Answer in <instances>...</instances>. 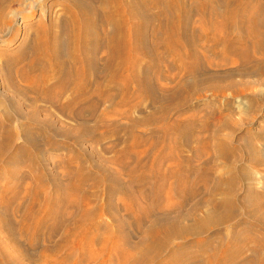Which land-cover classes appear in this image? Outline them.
<instances>
[{
    "label": "bare ground",
    "instance_id": "1",
    "mask_svg": "<svg viewBox=\"0 0 264 264\" xmlns=\"http://www.w3.org/2000/svg\"><path fill=\"white\" fill-rule=\"evenodd\" d=\"M13 1L17 8H9L0 0V31L12 27L11 40L19 31L16 24L20 20L15 23V19L23 12L22 4H30L31 10L19 15L26 24L24 44L14 54L2 56L5 64L0 65V73L9 84L18 80V86L13 85L20 94L28 97L32 93V111L22 112L23 123L12 129L4 122L12 121V113L0 102V117L4 120L0 122V157L11 139L21 135L23 143L9 154L7 162L19 158L29 171L11 169L14 162L0 175L10 183L16 176L28 178L30 184L24 195L16 190L18 185L13 191L11 187L9 191L0 190V231H6L10 245L0 241V264H29L21 262L17 253L32 264H264V191L245 185L241 213L246 215L232 225L239 206L230 192L236 180L249 182V172L243 166L240 177L216 175L212 180L211 168L198 170L202 163L191 164L180 148H188L195 159L210 158L215 152L224 158L223 163L234 165L230 161L233 154L227 149L230 143L221 133L225 125L232 123L231 116L215 117L219 128L212 136L213 142L200 134L210 128V109L203 110L205 118L195 108L184 117H173L175 110L196 107L193 99L206 98L205 91L217 97L231 89L233 97H239L244 81H237V76L264 75V0ZM163 59H170L173 65L170 86L158 82ZM226 59L231 65L224 71ZM157 87V92L163 90L161 103H154ZM143 96L152 97L156 105L133 118L131 109L142 107ZM101 99L114 105L115 113L122 111L117 106H128L123 110L129 120L128 129L151 125L147 126L150 130L146 137L130 133V141H125L123 149L110 160L121 167L124 177L107 171L93 159L92 151L86 153L83 148L84 142L95 135L96 130L92 134L89 131L90 122L95 128L107 120L105 112L109 108L100 115L96 113ZM37 100L56 106L78 121L73 132L60 130L72 142L53 140L56 131H47L52 129V114L46 115V123L38 121ZM14 106L20 105L14 102ZM118 124L114 125L119 130L125 129ZM114 125L111 130H116ZM101 126L100 130L107 127ZM115 134L111 137L116 140ZM255 136L263 143L264 129ZM42 144L70 153L62 176L64 183L49 176L51 193L44 188L48 172L41 158L45 150ZM260 149L257 147L256 156L249 158L250 163L263 162ZM131 150L136 153L130 159ZM73 159L75 167L70 164ZM87 160L91 165H86ZM99 182H109L107 199L102 201L85 188L86 184L95 187ZM201 191L204 198L191 199ZM116 192L125 199L114 203L111 198ZM11 200H18V220L11 218ZM104 212L106 220L102 218ZM57 233L60 236L56 240Z\"/></svg>",
    "mask_w": 264,
    "mask_h": 264
},
{
    "label": "rangeland",
    "instance_id": "2",
    "mask_svg": "<svg viewBox=\"0 0 264 264\" xmlns=\"http://www.w3.org/2000/svg\"><path fill=\"white\" fill-rule=\"evenodd\" d=\"M52 1L53 0H49L48 1V4L52 3ZM4 2H5L4 4L7 7H9V8L10 7H13V8L14 7L15 8L18 7V4L15 3V1H13V0H10V1L9 0H7V1L4 0ZM22 5L24 7L23 8H20V9L23 10V12H21V10L19 9L18 12H21V13H18V19L17 20L15 19V23L20 20L19 23L16 24V25L19 26V31H18L17 35L14 38H12V40H11L10 38L12 36L10 34H12V30H11L12 27H8V26H5V28H3L4 30L2 29L4 32L0 31V44L1 43H6L7 44V46H5V45H1L0 46V65L4 62L3 60H1V59H3L2 56H5V58H6L7 55L14 54L24 44L23 43V37L22 36H23V29H24V26H26V24H25V21L24 20L21 21V19L19 18V15L20 14L23 15V13H26L27 10H31V6H30V4H27L25 2ZM197 17H198V15H195L194 16V18H195L194 20H195V23L196 24H198V22H197L198 21L197 20L198 18ZM214 57H212V58H214ZM163 60H161L162 61V71L159 72V74H158V76H161V75L162 76L161 77H158L157 76L158 82L163 83V84L165 83L166 86H170L171 84H173V82L171 81L172 80L171 79V72L174 70L173 69V65H172V62H171L170 59H168V60L167 59L166 60L163 59ZM169 61L171 63H169ZM214 61H216V62L219 61L218 60V57L214 58ZM226 61H227L226 64L222 65V68H225V69H223L224 71L230 69V65H231V63L229 62L230 59H226ZM164 63H166V64L169 63V64H167V66H166ZM4 64L5 63H3V65ZM0 68H1V66H0ZM160 73H162V74L160 75ZM163 76H164V78H163ZM235 79L237 81H242V82L244 81L243 84L241 85V87H243L244 90L246 89L245 91L243 90L242 93H240L239 97L237 95V96H234L235 97L234 98L233 97L234 94H231L230 93L231 92V89H227L226 91H224V94L225 95L218 94L217 97H216V94L214 96V94L209 93L208 91H205L206 92V94L204 92V95L205 96L204 95L201 96V97H203V96L206 97L204 99H202V98H200V99L195 98L196 97V94L193 96V98H195V100L193 99V103H194L193 106L195 105L196 107H193V108L189 107V106H192V105H189L187 107L185 106L182 109H178L179 112L177 110H175L174 115H173V117H176L177 115H178L177 117H179V116L180 117H184L185 115H187L189 113V111L192 112V111H195L196 110L197 113H198V110L200 109V111H199L200 112L199 113L200 116L202 118H205L203 116V114H204V111L203 110H205V111L208 112V110L210 109L209 111H211V116L208 119V122L210 123V128H207L206 132H203V133H200V134H204L205 136L209 137V139H210L211 142L214 141V139L212 138V136H214L215 130L219 128L217 126V121H216L217 117L220 116V115L222 117L225 116V115L231 116L230 122H232V123L225 125L224 126L225 128L223 127L221 133H222L225 141H227L228 143H230L229 144V147L227 149H228V152H229L230 155L231 154L234 155V156L233 155L230 156V158H231L230 161L231 162L233 161V164L234 165H231V164H229L227 162L223 163L222 160L224 158L221 157V156H218L217 154H215V152L213 153L214 155L212 154L214 157H212V155H211L210 158L209 157L207 158V157H203L202 156L203 158L200 157L198 159L197 158L195 159L192 156L191 151H189L188 148H186V147H180V148H183V149H181L183 151L182 152L183 155L186 156V157H188V158H190V163L191 164L192 163H202V165H199L198 166V170H204L206 167H209L208 169L211 168L212 173H213V174H211V179L212 180L216 179V175H217V177L218 176H225V177L237 176V177H240L239 175L242 174L241 167H243V166H244L243 168L247 170V173L249 172V174H248V178H249L248 181L249 182L246 183V184H243L239 180H236L235 184L232 186V191L230 192L231 193L230 195H232L233 200H236L237 205L239 206L238 207V215H235L234 217H232V220L230 222V223H232V225L238 224V221L240 222L241 219H243L245 217V215H246L244 213H241V200L244 199L243 197H244V194H245V192L247 190L246 186L247 185L250 186L255 191H257V189H258V191L259 190L264 191V142L261 143L260 142L261 140L258 137L255 136L256 132H258L260 129L262 130V128L264 129V101H263L264 100V75H252V76H248V77L247 76H245V77L244 76H240V77L237 76V77H235ZM13 82L14 83H12V84L10 83L9 84V82L5 78V76L0 73V102H2V103L4 102L3 103L4 106L6 108H8V110L10 111V113H12V118H11L12 121L11 122L4 121L2 117H0V122L1 121L2 122L4 121L5 122V125L10 126L12 129H16V128H18L20 126V123H23L22 121L24 120V117H22L21 113L23 112L25 114V113H28V112H31L32 111V106L29 104V102H30V100L32 101V97L33 96H32V93H29L28 94V97L20 94L18 92V90L13 85V84H16L18 86V80L14 79ZM157 91H160V88L158 90V87H157L156 90H155V92L153 90L155 96H157V97H155L156 100L155 101L153 100V101H154V103L155 102L156 103L157 102L159 103V101L161 103L163 101L161 99V95H162L161 93H163V90L161 92H157ZM156 92L160 96H158L156 94ZM259 97L261 98V100H259L260 99ZM151 98L148 97V96L147 97L146 96L145 97L143 96L141 98V101L143 102L142 107L141 106H140L141 108L140 107H137L138 109L137 108H134L133 111L131 109V114H132V117L133 118H138V117L142 116L145 112L150 111L152 109V106L156 105V104L153 103V101L151 100ZM254 98L256 100L258 99L257 101L255 100L256 101L255 103H254V101H252V99H254ZM105 100L104 99H101L100 104L97 107L96 113H97V115L98 114L100 115V114H102V112H105L106 109L109 108V110H107L109 112H107V111L105 112V117L107 118V120L109 122H111V124L107 120H104L103 121L104 124L101 123L99 125L100 126L101 125H103V126L105 125L107 127H105V129L103 127L100 130V128L102 126L99 127V125H97L96 127H98V128L95 129L96 127L93 128L95 125L94 124H91L92 122H90L89 125L92 126V127L89 126L90 127V129H89L90 133L92 134V132L94 130H96V131H94L95 133L93 132L95 134L94 137L91 138L94 141L93 140H90V139L86 140L84 142V144H83V148L85 149V152L86 153L92 151L93 154H94L93 155V159L95 161L99 162L100 164H102V166L107 171H109L110 173L120 174L121 176L123 175V177H124V173H123L124 171L121 169V167L118 164H116V163L110 162V160L112 159V157H115V156H117L119 154V152L123 149V147L126 145V143L128 141H130L128 139H131L130 137L133 134H134V136L135 135H140V136H143V137L148 136V134H149L148 132H149L150 129L147 126L150 127L151 125H148L149 123H147V125L144 124L145 126L143 124H141L143 126H141V125H133L134 127L131 126L132 128L130 127V129H128L126 124L129 125V123H128L129 120H128L127 117H124L123 116L124 115V112H125L123 110H125L128 106L127 105H125V106L124 105L117 106L116 108H119V111H121V109H122V111L119 112V113H117V111H116V113H115V107H114V105L112 106V104L110 102L108 103L107 102L108 100H106V103H104ZM149 100H151L150 103H148ZM249 100H250V102H249ZM41 101L42 100H37L36 101V103L38 105L37 106V110L40 113V116L37 118V120L40 121V122H42V123H46V121H44L46 115L48 113L49 114H52V116L50 117V121L53 124L52 125V129H49L47 131L48 132L49 131H56L52 135L53 140H55L56 142H60V140H68L69 142H72V139L68 138L67 136L62 135L60 133V130H67V129H69L70 131L73 132L74 129H75V127H76V125H77L76 122H78V121L77 120L74 121V119L67 117V115L65 114V112L63 114V112L60 111V109L57 108L56 106L54 108V105L51 106V104H49L48 102H46V101L41 102ZM251 101L253 103H251ZM14 102L18 103L20 106L18 108L15 107L14 106ZM247 103H251V104H248L250 107H248ZM120 107H122V108H120ZM124 107H126V108L124 109ZM194 108H195V110H194ZM142 109L144 110V112L142 111ZM201 109H202V111H201ZM233 112L235 113L234 115H232ZM107 114H108V116H107ZM115 114L118 115L119 117L116 116ZM0 116H1V112H0ZM249 116H250L251 120H250ZM120 117H122V119ZM215 117H216V119H215ZM126 118H127V120H126ZM112 119H114V120H112ZM232 119L233 120L235 119L234 122H233ZM115 120L117 122L119 121V123H121V124H118V125H121V126H119V128L122 127V126H124L125 129H121L120 128V130H119L117 125L115 127L114 124H117V122ZM120 121H122V122H120ZM123 121H124V123H123ZM122 123H123V125H122ZM238 124H239V126H238ZM112 125H114V128H116V130H114V129H112V130L114 132L118 131V133H116V134L115 133H112L113 132L111 130V126ZM135 126H136V128H135ZM92 128H93V130H92ZM126 128H127V130H126ZM142 128H145L144 130H146V129L147 130L144 131ZM230 128H233V129H230ZM103 129L104 130L107 129V130L106 131H103ZM110 130H111V133L109 132ZM135 131L140 132V133H137ZM87 133H89V132H87ZM100 133H102V134L100 135ZM130 133L131 134L133 133V134L130 136ZM245 133H246V135H245ZM1 134H2V132L0 130V137H1ZM96 134L99 135V137H101V138H99L98 136H96ZM113 134H115L114 135V138H117L116 140L113 139V137H111V136H113ZM200 134H198V135L200 136ZM254 136H255V138H254ZM41 138H42V136L37 137L38 142L41 141ZM125 141H126V143H125ZM22 143H23V138H22L21 135H15L11 139L10 145L8 146V148L6 149V151L4 152V154L0 157V173H2V174L5 173V171H7V167L8 168L11 167V165L14 162L15 163L12 165L11 169L14 168L13 170L16 169L15 171H17L19 173L20 172H24V171L25 172L29 171L26 163H22L19 158H18L19 160L16 159L17 161L16 160L13 161V163H10V162L8 163L7 162L9 160V156L11 154H13L16 151V148L19 145H21ZM43 146L44 145L42 144V147ZM11 147H12V149H11ZM112 147H113V149H112ZM257 147H260L261 148L260 151H262V153L260 152L261 154L259 153V156H261V158L263 159V162H261L260 164L250 163L249 158H252V157H255L256 156L255 154H257L256 153L257 152V150H256ZM44 148H45V150L43 151L44 153L41 154L42 155L41 158H43L42 160L45 163L46 173L48 172L47 173L48 174V177L45 180L44 188L48 192L51 193L52 190H53V187H52L53 185L50 182V179L49 178H51V177H49V176H52L53 175V177L58 178L57 180L59 182L61 181L60 182L61 184L64 183V182H62V180H64L63 179V177H64L63 174L67 170V165H68L67 164V160L69 159V156L68 155H70V153H69V151H67L65 149L63 150V149H51V148H47L46 145L44 146ZM135 153L136 152L134 150H131L129 158L131 159L132 157H134ZM235 155H237V156L235 157ZM214 158H215V160H214ZM210 159H211V163L209 161ZM1 160L4 161L3 162V165H2V161ZM70 160H72V159L70 158ZM73 160H74V162L73 161L72 162L70 161V164H71L72 167L73 166L75 167L76 160L75 159H73ZM18 161H20V162H18ZM167 161L169 162V160H166L165 159V162H167ZM89 162H91V161L87 160L86 161V165H88ZM165 162H163L164 163L163 164V167L166 166V163ZM170 162H172V161L170 160ZM206 162H207V165L208 166L206 165ZM19 163H21V164H19ZM209 163H210L211 166H209ZM245 164L247 166H245ZM89 165H91V164H89ZM33 170H35V171L38 172L37 169H33ZM235 172H236V174H235ZM14 180H13V182L10 183V182L7 181V177L0 175V190L3 191L6 188L7 191H9V190L10 191L11 190L13 191L15 189L16 185H18L16 187V190L18 191V193L20 195H24V193L26 191L25 189L29 187L28 185L30 184V181H28V180H30V179L24 178V177H21V176H18V177L16 176L14 178ZM97 184L98 183L95 184L96 186L94 185L95 187L92 186L93 184H91V186L89 184H86L85 188L87 190H90V192L92 194L95 193L94 194V196L96 197L95 199H98L99 201H102L104 199H107V196L106 195H107V189H108L109 182H104V183L99 182L100 185L99 184L97 185ZM165 186H167V185H165ZM9 187H11V188L14 187V188L11 189ZM87 187H89V188H87ZM8 188H9V190H8ZM63 190H64V188H63ZM202 190H203V188H202ZM1 192H0V195H1ZM162 193H164V192H162ZM204 197H205L204 196V193H203V191H201L196 197H193L191 199H194V200L195 199H202ZM122 199H125V198L119 192L114 193V195L111 198V200H113L114 203L120 202ZM194 200L190 201L189 204L187 203L186 208H188V205H190ZM254 200H258V199L255 197ZM16 201H18V200H11L10 201V204H9V210L10 211L12 210L11 212H13L12 215L15 213L13 216L11 215V218H13V220H16V219L18 220L19 219V215L21 213L20 211H17V213L15 212V210H16V206L15 205L17 204ZM22 203L25 204L26 201L23 200ZM119 211H120V213H122V216L123 217H126V215L124 214V211L122 209H120ZM103 214H102V216H103L102 218H104L106 220L108 215H106L107 213H105V212ZM127 219L130 220L129 218H127ZM250 219H253V218L250 217ZM254 220H255V218H254ZM254 220L251 221V222L254 223ZM240 229H242V228H240ZM130 230L133 231L132 228H130ZM5 234L7 235V233H6L5 230H1L0 231V241L2 242V244L4 246L5 245H9L8 242H7L8 241L7 240V236ZM57 234L58 235H55V239L56 240L60 236L59 233H57ZM135 234L136 233H133V235H135ZM133 239H134V241H136V237L133 238ZM9 247H10V245H9ZM249 253L250 252L248 250H246L245 255H248ZM15 254H16V252H15ZM17 255H18V257H19V259H20L21 262L32 264L26 258H24L25 257L24 255L19 256L18 253H17ZM114 260L116 261V258L115 257H114ZM69 264H72V263H69ZM82 264H93V263L92 262H88V261L87 262L86 261H83Z\"/></svg>",
    "mask_w": 264,
    "mask_h": 264
}]
</instances>
